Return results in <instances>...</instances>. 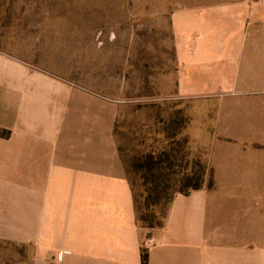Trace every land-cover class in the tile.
Listing matches in <instances>:
<instances>
[{
	"label": "crops",
	"instance_id": "0c3cea01",
	"mask_svg": "<svg viewBox=\"0 0 264 264\" xmlns=\"http://www.w3.org/2000/svg\"><path fill=\"white\" fill-rule=\"evenodd\" d=\"M170 22L178 95L219 107L208 177L174 194L162 226L140 225L120 101L43 73L26 119L19 82L15 130L0 139V237L32 245V264H142L143 249L149 264H264V0L184 4Z\"/></svg>",
	"mask_w": 264,
	"mask_h": 264
},
{
	"label": "rangeland",
	"instance_id": "374dc122",
	"mask_svg": "<svg viewBox=\"0 0 264 264\" xmlns=\"http://www.w3.org/2000/svg\"><path fill=\"white\" fill-rule=\"evenodd\" d=\"M224 1L0 0V130H10V137L15 130L19 82L28 119L27 84L46 82L39 79L43 73L54 84L119 100L116 141L140 202L138 223L159 220L171 195L208 177L211 152L222 142L216 98L176 91L170 15L180 5ZM7 145L0 141V151ZM7 174L2 169L0 181ZM146 199L159 203L147 209ZM33 258L28 242L0 237V264H32Z\"/></svg>",
	"mask_w": 264,
	"mask_h": 264
},
{
	"label": "trees",
	"instance_id": "16d2710c",
	"mask_svg": "<svg viewBox=\"0 0 264 264\" xmlns=\"http://www.w3.org/2000/svg\"><path fill=\"white\" fill-rule=\"evenodd\" d=\"M0 134L2 135V137H5V138H9L10 137V135H11V131L10 130H0ZM120 152H121V149H120ZM121 155H122V153H121ZM122 159H123V161H124V158H123V156H122ZM129 178V177H128ZM130 180V182H131V184H132V188H133V192H134V198H135V204H136V208H137V212L139 211V208H140V202H139V200H138V197H137V195H136V193H135V191H134V183L132 182V180L131 179H129ZM203 183H204V179L202 180V183L201 184H199V183H197L196 185H193L192 187H191V189H189V190H184V191H182V193H189L190 191H192L193 189H198V188H200V187H202V185H203ZM161 193H163L162 191H160ZM159 192V194L162 196V194ZM175 194V193H174ZM174 194L173 195H171V197H170V199H169V201H168V204L165 206V214H163V215H160L159 216V220H157V221H154L153 219H154V217H151L150 219H149V222H148V224H146L145 226H149V227H157V226H162L163 224H164V220H165V217H166V213H167V210H168V208H169V205H170V202H171V200H172V197L174 196ZM157 203H159L158 201H153V203H150L149 202V199H146V208L148 209V207H150V205H152V204H157ZM142 264H149V252H148V250L147 249H143L142 250Z\"/></svg>",
	"mask_w": 264,
	"mask_h": 264
}]
</instances>
